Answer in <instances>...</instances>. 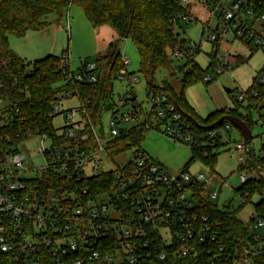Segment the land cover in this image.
<instances>
[{
    "label": "built area",
    "instance_id": "obj_1",
    "mask_svg": "<svg viewBox=\"0 0 264 264\" xmlns=\"http://www.w3.org/2000/svg\"><path fill=\"white\" fill-rule=\"evenodd\" d=\"M180 2L182 6L200 4L224 22L208 37L212 45L218 35L223 37L231 31L235 40L254 42L264 49V37L253 30L257 21L264 28L261 0ZM191 17L179 13L177 24H190ZM189 49L201 50L193 42ZM174 56L182 58L183 55L176 49ZM122 58L127 66L126 57ZM233 63L232 56L219 53L215 74L220 76L229 71ZM80 64L68 76L73 89L66 94L69 98L73 95L79 98L78 85L97 82L96 63L81 61ZM58 66L65 74L71 72L69 55L61 57ZM117 81L125 85V92L114 100L108 138L91 124L84 123L79 115L78 122L65 126L63 133L58 134L67 141H78L91 133L97 149L90 155L78 147L56 148L46 134L34 135L24 130L23 136L21 129L25 121L19 107L0 99V132L15 127L11 135H0V264H257L256 259L264 253L261 233L264 219L258 217L254 204H251L254 207L251 221L246 223L250 226L251 238L231 252L227 247L228 237L220 232L219 223L195 213V186H200L202 200L213 203L219 198L220 185L214 184L212 176L173 174L143 150H135L132 159L116 169V196L110 193L93 196L88 186L81 187L85 179L106 173L96 167V157L103 155L110 160L106 147L122 133L138 128L163 130L166 136L181 144L193 142L190 124L166 95L147 90L151 107L145 110L134 92L138 77L121 70ZM210 81V76L204 78V82ZM259 82L264 83V77ZM236 98L241 102L244 94L238 93ZM54 112H60L58 104L54 105ZM67 118L72 119V114L68 113ZM132 121L135 125L129 128ZM260 124L264 125V120ZM230 130V125H226L209 133V137L215 138ZM36 139L49 142L48 147L38 149L44 160L39 168L26 165L31 157L27 145ZM249 143L243 140L235 146L241 169L253 174L250 177L242 174V184L255 176L248 159L254 151ZM256 155L264 157V147ZM88 165L92 171L89 176ZM43 177L50 180L64 177L66 182L45 191L35 183ZM100 196H106L107 202H98ZM246 196L241 198L239 207L251 203L246 201Z\"/></svg>",
    "mask_w": 264,
    "mask_h": 264
},
{
    "label": "trees",
    "instance_id": "obj_2",
    "mask_svg": "<svg viewBox=\"0 0 264 264\" xmlns=\"http://www.w3.org/2000/svg\"><path fill=\"white\" fill-rule=\"evenodd\" d=\"M261 1L264 3V0ZM72 5L82 10L93 29L108 27L115 33V39L109 44L106 53L98 55L96 59L97 82L77 86L80 101L78 114L84 123L91 124L99 134L104 133L102 116L114 109L112 94L116 76L121 70L129 72L120 52V47L125 41H131L137 49L140 58L139 75L145 81L147 90L166 95L191 126L193 142L186 145L191 151V156L182 172H188L194 162H201L214 172L217 164L216 151L222 149L225 144L222 143L221 134L210 138L209 133L226 125L231 127L228 117H238L252 129L253 121L239 114V107L247 104L248 109H255L259 118L264 120V83H260L259 78L254 79L252 87L243 93V101L239 102L235 98V106L228 112H217L206 120H201L188 107L184 98L186 89L199 82L210 84L218 77L215 69L222 39V36H217L212 45L209 67L203 71L195 63L200 51L190 50L191 41L177 33L183 28V24H177V15L182 13L192 16L191 5L182 6L180 0H0V99L19 107L21 117L25 121V126L21 129L23 136L24 130H29L34 135L46 134L54 141L56 148L78 147L87 155L97 149L91 133L85 140L67 141L59 137L52 125L54 117L60 113L54 112V105L59 101L58 95L68 94L73 90L68 83V76L72 72L65 74L58 66L61 57L69 55V50H65L61 57L47 56L27 63L10 46V38L23 39L29 32L45 30L49 26L45 21L48 16L64 11ZM214 32L217 30L214 29ZM242 43L251 48L252 42L242 40ZM176 49L183 55V66L176 65L173 60ZM236 64H243V61L237 59ZM129 74L133 75L130 72ZM162 74L167 77L159 80ZM209 75L211 81L204 82V78ZM178 76L181 77L179 93L170 84V79ZM14 129L15 127L1 131L0 135H11ZM147 132L141 128L133 129L110 141L106 147L109 159L114 160L124 153L142 150L141 144ZM248 159L255 177L242 184L235 193L240 198L247 194V202H251L256 196L260 197L254 207L258 217L264 219V157L257 156L253 151ZM116 171L85 179L81 187L88 186L93 196L105 193L116 196ZM64 182V177L52 180L43 177L35 183L48 191L64 185ZM200 193V186H195V213L208 216L219 223L220 232L224 237H228V251L246 244L251 235L250 226L239 219L238 213L242 208L232 210L229 203L221 209L215 203L202 200ZM256 263L264 264V253L258 256Z\"/></svg>",
    "mask_w": 264,
    "mask_h": 264
},
{
    "label": "rangeland",
    "instance_id": "obj_3",
    "mask_svg": "<svg viewBox=\"0 0 264 264\" xmlns=\"http://www.w3.org/2000/svg\"><path fill=\"white\" fill-rule=\"evenodd\" d=\"M191 12L192 23L188 25L183 24L182 30H178L177 33L182 38L188 37L194 44L201 46V52L195 58L196 60L198 58L208 60L207 55L210 53V50L207 49V45H210L212 48L208 37L214 34V29L218 24L223 26L224 22L218 18V15H211L200 4L192 6ZM45 21L49 23V26L45 30L41 32H29L27 38L23 41H19V39L13 37L10 38L12 50L25 59L27 63H33L47 56L61 57L64 51L68 49L70 70L71 72H75L79 69L81 61L95 63L98 55L105 54L108 45L115 38L114 31L108 27L93 29L82 10L74 5L64 11L48 16ZM253 26L264 37V28L261 23L257 21ZM204 31V36H202ZM233 37L231 31L224 35V38L228 40L233 39ZM234 43L242 45L240 41L235 39ZM251 50H247L245 56L249 58L251 55L248 63L233 64L229 71L224 72L216 79L218 82H221V80L227 82L224 88L234 91L232 94H227L231 101V109L235 106L233 101L237 94L248 91L252 87L254 79H261L262 77L264 49L257 47L253 42L251 43ZM120 52L123 57H126L127 70L139 79V82L134 87L138 102L141 103L143 109L149 110L151 105L147 98V86L143 78L139 75L140 58L137 49L131 41H125L120 47ZM173 60L176 65L183 66L185 63L181 58L174 57ZM166 77L165 74H162L159 76V80H163ZM180 80V76L170 79V84L177 92L180 91ZM114 84V92L112 95L113 99L117 100L119 95L125 92V85L118 81ZM58 99L57 104L60 106V113L54 117L52 125L57 131V134H62L65 126L80 120L78 116L80 101L77 97L69 98L65 93L59 94ZM5 104L3 102V105ZM68 113L72 114V119L67 118ZM238 113L243 117L251 118L253 121L254 125L251 129L253 140L249 144L256 153H261L264 147V125L260 124L262 119L259 118L255 109H248L247 104L239 107ZM110 120L111 113H106L102 116V124L106 138H108ZM134 125L135 121H132L128 127L132 128ZM221 140L225 146L219 151H216L217 164L214 172L207 169L201 162H194L188 169V172L191 175L203 173L206 176H212L214 178V184L221 185L219 198L213 203L217 204L221 209L231 203V209L236 210L242 202V199L235 193L242 185L240 176L245 174L250 177L253 174L241 169L238 160L240 154L236 151L235 146L243 142L239 131L231 126V130L228 133L221 134ZM27 146L29 156L31 157L30 159L28 158L26 165L35 168L43 166L44 160L38 154V149L48 147L49 142L36 139L29 142ZM141 148L146 154L157 160L167 171L173 174L181 173L191 156L189 147L166 136L163 130L148 131L145 134ZM132 157V151L124 153L114 160H108L105 156L98 155L96 157L98 165H95L101 172L108 173L128 163ZM91 173V167L88 165L87 175L89 176ZM97 200L98 202H107V197L100 196ZM259 200L260 197L258 196L252 198L251 203L245 205L238 213L239 219L243 223L246 224L251 221V215L254 213V207L251 204H256ZM261 233L264 235V229Z\"/></svg>",
    "mask_w": 264,
    "mask_h": 264
},
{
    "label": "crops",
    "instance_id": "obj_4",
    "mask_svg": "<svg viewBox=\"0 0 264 264\" xmlns=\"http://www.w3.org/2000/svg\"><path fill=\"white\" fill-rule=\"evenodd\" d=\"M204 32H203V34H204ZM27 36H28V33H27L25 38L19 39V41L25 40L27 38ZM186 39L193 42L188 37H186ZM200 48H201V46H200ZM207 49L210 50V53L207 55L208 60L207 59H200V58H198L197 60L195 59V63L203 71L207 70L209 67V64H210V55L212 52V48L210 45H207ZM247 50L252 51L251 48H249L244 43H242V45L234 43V37H233V39L228 40V39H225L223 36L222 39L220 40V43H219V53L223 54V55L232 56L233 61H234L233 64H236L237 59H241V61H243V63H248L251 55L249 56V58L245 57L247 54ZM200 52H201V50H200ZM197 56H196V58H197ZM216 79L213 82H211L210 84H204L201 82L196 83V84L190 86L189 88H187L185 93H184V98L186 100L188 107L201 120H206L208 117L216 114L217 112H221V111L226 112L227 110L231 109L230 107H232L231 101H230L229 96H228L230 93H226L224 90V89H226V88H224V86L227 82H224L222 80H221V82H218V81H216ZM179 92H177V93H179ZM150 158L155 160L152 157H150ZM155 161H157V160H155ZM220 188H221V185H220Z\"/></svg>",
    "mask_w": 264,
    "mask_h": 264
},
{
    "label": "water",
    "instance_id": "obj_5",
    "mask_svg": "<svg viewBox=\"0 0 264 264\" xmlns=\"http://www.w3.org/2000/svg\"><path fill=\"white\" fill-rule=\"evenodd\" d=\"M224 90L226 93L231 92V90H229V89H224ZM227 120L234 128H236L239 131V133H240V135L244 141L251 142L252 131L243 120H241L238 117H228Z\"/></svg>",
    "mask_w": 264,
    "mask_h": 264
}]
</instances>
